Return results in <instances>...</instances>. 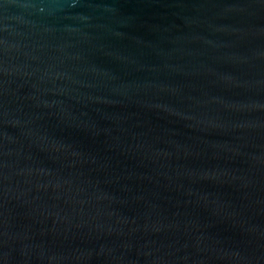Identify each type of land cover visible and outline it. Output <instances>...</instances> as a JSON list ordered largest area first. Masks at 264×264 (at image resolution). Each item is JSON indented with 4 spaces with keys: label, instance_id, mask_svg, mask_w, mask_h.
<instances>
[{
    "label": "water",
    "instance_id": "1",
    "mask_svg": "<svg viewBox=\"0 0 264 264\" xmlns=\"http://www.w3.org/2000/svg\"><path fill=\"white\" fill-rule=\"evenodd\" d=\"M0 264H264V0H0Z\"/></svg>",
    "mask_w": 264,
    "mask_h": 264
}]
</instances>
